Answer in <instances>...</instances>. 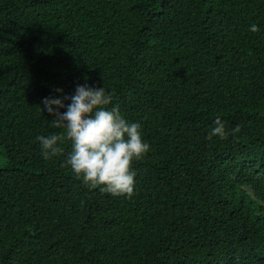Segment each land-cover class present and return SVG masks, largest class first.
<instances>
[{
	"label": "trees",
	"instance_id": "trees-1",
	"mask_svg": "<svg viewBox=\"0 0 264 264\" xmlns=\"http://www.w3.org/2000/svg\"><path fill=\"white\" fill-rule=\"evenodd\" d=\"M85 82L142 125L131 197L42 156ZM0 264H264V0H0Z\"/></svg>",
	"mask_w": 264,
	"mask_h": 264
},
{
	"label": "clouds",
	"instance_id": "clouds-1",
	"mask_svg": "<svg viewBox=\"0 0 264 264\" xmlns=\"http://www.w3.org/2000/svg\"><path fill=\"white\" fill-rule=\"evenodd\" d=\"M257 29L256 24L249 25V31ZM55 91L61 95L44 98L42 105L51 114L53 126L63 132L37 137L43 158L52 159L61 153L67 139L71 151L66 164L77 176L87 184L102 185L103 191L113 195L131 197L136 188L132 163L150 150L141 123L128 120L116 106L109 107L112 95L105 86L85 82L76 85L71 95L63 94L61 88ZM237 131L232 129L233 134ZM228 135L224 122L217 117L209 137L224 139Z\"/></svg>",
	"mask_w": 264,
	"mask_h": 264
}]
</instances>
